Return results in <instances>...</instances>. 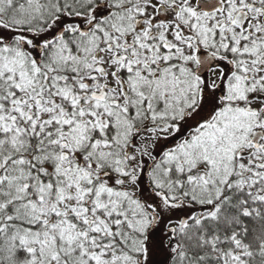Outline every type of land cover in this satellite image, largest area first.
<instances>
[{
	"label": "snow or ice",
	"instance_id": "6c2138e0",
	"mask_svg": "<svg viewBox=\"0 0 264 264\" xmlns=\"http://www.w3.org/2000/svg\"><path fill=\"white\" fill-rule=\"evenodd\" d=\"M0 264H264V0H0Z\"/></svg>",
	"mask_w": 264,
	"mask_h": 264
}]
</instances>
